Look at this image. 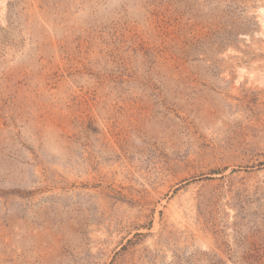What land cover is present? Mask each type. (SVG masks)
Segmentation results:
<instances>
[{
    "label": "rangeland",
    "instance_id": "374dc122",
    "mask_svg": "<svg viewBox=\"0 0 264 264\" xmlns=\"http://www.w3.org/2000/svg\"><path fill=\"white\" fill-rule=\"evenodd\" d=\"M264 0H0V264H264Z\"/></svg>",
    "mask_w": 264,
    "mask_h": 264
},
{
    "label": "bare ground",
    "instance_id": "6f19581e",
    "mask_svg": "<svg viewBox=\"0 0 264 264\" xmlns=\"http://www.w3.org/2000/svg\"><path fill=\"white\" fill-rule=\"evenodd\" d=\"M260 13H261L260 21H261L262 25L264 26V8L260 9Z\"/></svg>",
    "mask_w": 264,
    "mask_h": 264
}]
</instances>
